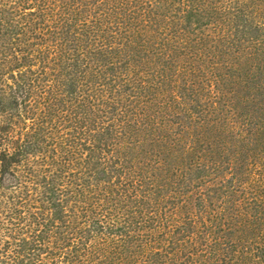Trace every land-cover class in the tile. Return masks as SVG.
Here are the masks:
<instances>
[{"label": "trees", "instance_id": "16d2710c", "mask_svg": "<svg viewBox=\"0 0 264 264\" xmlns=\"http://www.w3.org/2000/svg\"><path fill=\"white\" fill-rule=\"evenodd\" d=\"M0 264H264V0H0Z\"/></svg>", "mask_w": 264, "mask_h": 264}]
</instances>
